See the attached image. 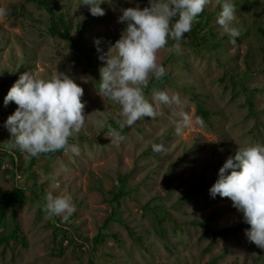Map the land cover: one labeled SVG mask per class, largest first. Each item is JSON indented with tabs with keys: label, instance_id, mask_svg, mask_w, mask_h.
I'll use <instances>...</instances> for the list:
<instances>
[{
	"label": "rangeland",
	"instance_id": "rangeland-1",
	"mask_svg": "<svg viewBox=\"0 0 264 264\" xmlns=\"http://www.w3.org/2000/svg\"><path fill=\"white\" fill-rule=\"evenodd\" d=\"M57 1L72 42L49 32L52 19L39 5L0 0L8 9L0 18V201L14 183L27 194L0 221V264H89L90 259L95 264H264V249L245 236L249 225L226 239L203 236L198 225L207 221L215 231L243 224L231 201L212 198L208 189L239 147L264 145V38L258 29L264 26V0H231L235 19L230 26L240 33L235 44L215 22L220 4L209 0L204 8L209 20L201 29L207 41L193 45L189 31L179 49L169 51L174 43L169 40L157 52L168 78L150 75L144 88L150 102L153 90L176 99L156 103V115L119 132L122 140L110 135L112 129L104 131L110 119L120 121V109L98 95L102 62L93 41L100 39L99 48L107 53L125 27L117 22L121 11L146 7L148 0H104L105 14L96 17L82 0H53L52 5ZM199 22L196 18L191 30ZM77 41L86 54L76 48ZM25 71L43 79L62 72L83 89L85 122L69 138H87L69 142L79 147V155L62 149L31 157L9 147L4 121L17 106L5 107L3 99ZM199 108L207 111V119ZM153 144L163 150L154 152ZM52 153L57 156L46 158ZM122 189L127 194L114 201L113 194ZM47 193L70 196L74 212L50 217L44 208ZM108 217L113 221L94 247L93 238ZM52 223L67 231L55 232ZM17 228L18 238L6 241Z\"/></svg>",
	"mask_w": 264,
	"mask_h": 264
},
{
	"label": "clouds",
	"instance_id": "clouds-1",
	"mask_svg": "<svg viewBox=\"0 0 264 264\" xmlns=\"http://www.w3.org/2000/svg\"><path fill=\"white\" fill-rule=\"evenodd\" d=\"M220 12L216 24L229 35L235 44L239 31L231 27L235 9L231 0H217ZM104 0H82L89 13L103 16L100 5ZM209 0H148V6L129 7L121 11L117 22L125 27L120 38L107 53L99 48L100 39H94L98 60V95L119 106V128L131 127L145 117L156 115V103L168 104L170 98L162 90H153L151 102L146 99L144 88L149 76L160 80L165 75L163 65L157 63V52L174 41L169 51L178 50L184 34L204 10ZM8 15V9L0 7V18ZM114 50V54L110 52ZM83 89L68 75L58 72L49 79L36 78L23 72L12 84L3 99L6 107L13 102L17 107L4 121L10 134L9 147L18 148L31 157L41 153L70 150L79 155V147L69 144V138L82 128L86 116ZM186 119V118H185ZM110 135L122 140L120 133L112 129ZM152 150L160 152L163 146L153 144ZM215 198H228L231 206L242 215L248 241L264 249V145L251 144L239 147L234 156L226 158L218 169L215 182L208 189ZM44 208L50 217L68 215L75 208L70 196H54L47 193Z\"/></svg>",
	"mask_w": 264,
	"mask_h": 264
},
{
	"label": "trees",
	"instance_id": "trees-1",
	"mask_svg": "<svg viewBox=\"0 0 264 264\" xmlns=\"http://www.w3.org/2000/svg\"><path fill=\"white\" fill-rule=\"evenodd\" d=\"M24 1L26 3L37 4L41 8H44L50 14V17L52 19V24L49 28V32L51 34L56 35L63 40H67L70 42L73 41V38L71 36L70 26H68V24L65 22V19L63 18L62 15L57 14L58 7L60 5L58 1L55 2L54 5H52L53 0H24ZM254 4L258 5V2H254ZM208 15H209V13L205 12L203 10L202 13H200L197 17L200 19V22L194 27V29L190 30V32L192 33V37H193V39H192L193 43L192 44L195 46L200 47L199 42L202 39L204 41H207L206 31L202 33L201 29H202V22L209 20ZM90 18H91V16H90ZM91 21H92V19L85 21L84 25L82 27L78 28L79 35L83 34V32L85 31V28L88 26L89 22H91ZM258 29H259V32L261 33V36L264 38V26L259 25ZM74 44H75L76 48H78V50L81 53L86 52L85 49H83L80 46L79 41L74 42ZM204 48H209V45H204ZM89 52L92 54V53H94V50L91 49ZM263 55H264V49H263ZM170 57L173 58L174 55L171 54ZM89 62H90V66H91L92 65L91 61L89 60ZM163 67H165V65H163ZM93 75H96V74L94 73ZM163 77L165 79L168 78L166 73ZM198 112L202 115L203 118H205V119L208 118V113L204 109L199 108ZM118 122L119 121L110 119L108 121V123H106V125L104 126V131H108L110 129H115L120 133H124L125 131L130 129V127H127V126L123 129L119 128ZM79 140H87V138L83 137L82 135H79L77 139H69V142L70 143H76ZM56 156H57L56 153H52V154L48 155L46 158L52 159V158H55ZM126 194H127V192L124 189H122V190L118 191L117 193L113 194V199H114V201H117L123 195H126ZM26 198H27L26 189L20 188L19 186H16L14 183V187L12 189L8 190L7 194L4 196V200L0 201V221H2L3 219L6 218L7 212L9 209L17 207ZM111 221H113L112 217H108L105 220L104 224L102 225L101 229L98 231L97 235L93 238V246L94 247H96L100 242H102V240H103V232L102 231H103V229L107 228L108 224ZM198 225L204 228L203 236H208V234L212 233L213 237H215V238H225V239L228 238L229 236L237 234L244 227L248 226L247 224L243 223V224H240V225H237L234 227H226V228H222V229L213 231L207 221L199 222ZM52 227L55 230V232L61 231V232L65 233L67 231V229H64V228L62 229L61 227H58L54 223H52ZM19 233H20V230H19V228H17L5 240L6 241L9 240V238H18ZM89 264H95L93 259L89 260Z\"/></svg>",
	"mask_w": 264,
	"mask_h": 264
}]
</instances>
